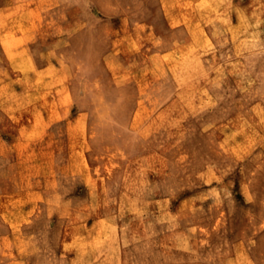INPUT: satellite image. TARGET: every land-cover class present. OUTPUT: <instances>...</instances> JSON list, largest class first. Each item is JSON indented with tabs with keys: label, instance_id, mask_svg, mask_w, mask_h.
Listing matches in <instances>:
<instances>
[{
	"label": "rangeland",
	"instance_id": "rangeland-1",
	"mask_svg": "<svg viewBox=\"0 0 264 264\" xmlns=\"http://www.w3.org/2000/svg\"><path fill=\"white\" fill-rule=\"evenodd\" d=\"M56 9L48 19L62 22L42 38L64 37L50 61L79 113L66 125L81 132L65 139L80 148L65 156V180L86 167L93 197L80 216L65 210L64 234L22 225L0 237V264H264V0ZM207 11L233 22L217 26L213 55L199 37L172 42L165 22H204Z\"/></svg>",
	"mask_w": 264,
	"mask_h": 264
},
{
	"label": "crops",
	"instance_id": "crops-1",
	"mask_svg": "<svg viewBox=\"0 0 264 264\" xmlns=\"http://www.w3.org/2000/svg\"><path fill=\"white\" fill-rule=\"evenodd\" d=\"M61 1L0 0V237L17 233L22 225L26 235L64 234L65 210L80 216L91 206L90 171L84 167L82 177L75 163L67 184L65 180V156L80 154V148L70 142L66 146L65 139L76 142L81 132L66 125L79 113H73V104L67 106L65 68L50 61L64 37L56 34L46 41L41 32L49 22L60 26L62 21L48 19V14ZM207 16L208 11L204 22H165L175 35L172 42L187 46L199 37L204 55H213L217 26L233 22H208ZM134 37L139 40L140 33ZM80 226V221L72 225L76 232Z\"/></svg>",
	"mask_w": 264,
	"mask_h": 264
}]
</instances>
